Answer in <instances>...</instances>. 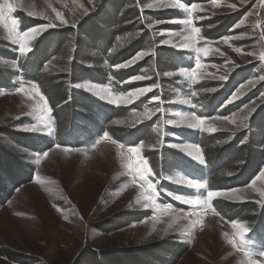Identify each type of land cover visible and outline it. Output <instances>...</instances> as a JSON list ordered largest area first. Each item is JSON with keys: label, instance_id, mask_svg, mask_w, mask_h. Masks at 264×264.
Wrapping results in <instances>:
<instances>
[{"label": "rangeland", "instance_id": "rangeland-1", "mask_svg": "<svg viewBox=\"0 0 264 264\" xmlns=\"http://www.w3.org/2000/svg\"><path fill=\"white\" fill-rule=\"evenodd\" d=\"M11 2L15 11L10 15L20 22V31L55 25L37 35L29 46L33 50L38 45L36 57L52 45L58 46L57 54L44 64L43 73L58 81L62 98L58 102L56 124L44 85L28 79L31 76L24 74L21 67L29 53L21 56L18 44L8 38L6 27L0 23V79L14 82L13 88L0 91V142L12 158L32 168L31 176L24 172L19 177L25 183L15 189L12 198L0 202V264H87L89 256L96 252L109 255L113 250L152 251L164 243L177 244L186 251L176 257L175 264H252L253 261L264 264V256L251 246L246 245L242 250L239 245L233 247L228 243L236 232L230 227L233 220L249 229L246 235L264 226V204L260 203L264 200L260 194L264 191V178L257 179L264 167L257 177L249 180L250 184L215 190L225 195L213 198L204 206L183 202L206 198L204 179H196L205 185L202 189L182 182L192 179L187 170L197 169L191 163L202 166L206 163L208 154L202 147L205 136L214 137V148L224 143L229 146L242 138L237 146L240 147L251 144L256 131L263 126L264 61L259 57L264 52V0H179L184 9L165 6L173 0ZM2 3L4 0H0ZM193 3L200 6L191 15L193 25L200 29L197 46L211 50L207 56L200 54L202 67L197 69L195 82L180 74L181 69L191 72L196 65V53L182 46V38L188 34L183 23L189 19L185 9ZM122 9L125 11L120 23L122 33L117 36L114 48L103 54L92 46L89 36L99 26L112 27L113 18ZM30 12L34 15L29 16ZM57 12L66 24L60 23ZM20 14L31 20V27L23 26ZM121 52L125 60L114 65L108 58ZM16 53L20 57L15 60ZM74 53L82 55L81 59L76 58L75 65L71 64ZM140 53L145 55L135 63L117 67L128 64ZM179 55L184 61L177 62ZM94 69L100 70L98 77L86 75ZM125 71L130 77L117 80ZM13 72L18 76L12 77ZM136 76L143 79L133 80ZM115 80L119 91L113 85ZM33 83L39 85L51 108L43 121H39L42 114L31 107L39 99L30 91ZM21 84L24 90L17 91ZM78 84L96 86V91L109 89L112 97L123 96L131 102L110 103L93 91L76 87ZM144 88L152 90L135 98L129 96ZM80 99L89 101L86 107L76 103ZM193 113L206 118L204 127L217 130L193 129L180 122L181 116ZM37 124L44 131H32L31 127ZM47 124L53 129L50 134ZM8 132L30 139L35 135L41 144L29 148L13 140L12 135L7 136ZM105 132L109 139H103ZM196 132L200 137L203 135L201 143L194 141ZM97 140L100 142L96 143ZM140 145V157L151 168V175L146 178L155 185L157 193L155 205L148 208L144 204L150 202L143 196L147 185L141 188L144 181L140 177L146 174L142 172L140 157L128 152L129 147ZM185 148H198L203 162L194 158V151L188 155ZM251 148L264 153L261 139L257 138ZM230 152V149L224 151L225 155ZM248 152L245 158L238 153L235 166L245 163ZM170 156L173 161H169ZM218 164H223V160L218 158ZM180 165H187V170ZM209 168L210 180L217 175L224 178L237 174L236 169L223 167L212 175L210 163ZM164 182L182 190L191 188L193 193L180 195L183 192L162 187ZM218 199L249 212L238 218L225 213L223 216L213 206ZM126 216L133 218L124 221ZM193 220L203 221V225L197 223L192 228ZM114 222L122 227L114 229L111 225ZM245 250L251 256H245ZM1 252L11 254L16 261ZM146 259L141 257L143 261ZM131 260L128 257L125 264H133Z\"/></svg>", "mask_w": 264, "mask_h": 264}, {"label": "trees", "instance_id": "trees-1", "mask_svg": "<svg viewBox=\"0 0 264 264\" xmlns=\"http://www.w3.org/2000/svg\"><path fill=\"white\" fill-rule=\"evenodd\" d=\"M120 14L119 16L113 18L112 21V27L111 25L107 27L105 26H99L98 30H96L94 33L91 32L89 36V40L92 43V46L98 48V51L102 52L103 54L111 51L114 48V45L117 43V36L122 33V29L120 27V23L122 22V17L125 15V11H119ZM21 23L23 26L27 25V28L31 27L29 24L31 20L27 19L23 14H20L19 17ZM102 24V22H100ZM94 25V24H92ZM75 32V30H72ZM72 32V33H73ZM71 37L73 38L74 36ZM77 41H82L80 37L78 36V39L75 38ZM38 48V45L33 48L31 52H29V55L23 59L22 62V69L24 74H29L31 78L29 77L31 81L35 82H42L41 84L44 85V88L46 89V93L48 95V101L52 107V115L56 121L57 124V117H56V112L58 110V105L62 98L60 94V88L58 81H54L52 78L48 77L47 74L43 73V66L47 62L51 61L52 58L54 57L55 54H57L58 46L52 45L50 48L43 52H41L38 57H36L37 53L36 50ZM42 48H45L42 47ZM76 50V48H74ZM41 51V49L39 50ZM35 52V53H34ZM85 54V53H84ZM2 55V53H0ZM110 55V54H109ZM7 57V56H6ZM10 57V56H8ZM20 57L17 53L14 55L15 60ZM124 53L121 52L119 54H113V56L110 55L108 58L113 62L114 65L121 64L125 58H124ZM76 58L81 59L82 55L80 53L75 54L74 56L71 57V64L73 63L74 65L76 64ZM127 59V58H126ZM82 70V69H81ZM90 70L86 73L87 76H90L91 78L93 77V74L98 77L97 73L100 74V70L94 69V72L90 73ZM80 74V71L78 72ZM123 75L120 74V78L117 80L122 81L121 78H128L130 77V74L128 71H125V73H122ZM18 76V73H14L12 77ZM102 76V75H101ZM100 76V77H101ZM86 78V77H85ZM9 78H2L0 79V91L2 90H7L11 89L14 87V82L9 80ZM61 88L64 90L63 85H61ZM54 103H56V106H54ZM77 104H80L82 106L86 107V104L89 103L87 99L83 100L80 99L76 101ZM55 108V109H54ZM90 111L92 112V109L89 108ZM71 111V110H70ZM7 136L11 137L12 135L13 140H16L24 145H27L29 148H32V146L36 147L38 144H41L38 142V138L33 135L30 139L29 138H24L21 135L18 134H10L5 133ZM213 138L212 136H205V140L203 141L202 147L207 152V159L205 161L209 164H211V171L212 175L217 174L223 167L226 168H233L237 170V174L235 177H220L217 175L214 177L212 180H209V188L212 191L215 190H224L228 189L229 186H237L241 184H250L249 180L252 179L253 177L258 176L259 170L264 166V153L258 152L256 150H252L251 144L258 138L261 139L263 145H264V123L262 127H259L258 130L255 133V137L253 138V141L251 144H243L239 146V142L242 140V138L236 139L233 142L229 143V146L226 145V143L223 144V146L219 147L217 146L216 148L213 147ZM220 140H222L220 138ZM42 142H45L44 140H41ZM225 146V147H224ZM225 149H224V148ZM224 149V150H223ZM231 150L232 152L229 153V155H225L224 151ZM236 152H235V151ZM249 150L245 163L243 165H237L235 166L236 163V158H245V155L247 151ZM233 153H236V155H233ZM229 156V157H227ZM218 158L223 160V164L219 165L218 164ZM173 158L170 156L169 161H173ZM167 161V159H165ZM168 161V162H169ZM163 162V161H162ZM182 166V165H180ZM218 167L219 170H217ZM182 168L185 170L188 168L187 165L182 166ZM198 170V169H197ZM242 170V171H241ZM24 172H29V175L31 176L32 174V168L29 167L27 164H22L20 161H16L14 158L11 157V154H9L7 151H5L4 146L0 142V202L3 204L4 202L8 201L12 196L14 195V191L17 187H20L22 184L25 183V180H20L19 177L22 175ZM199 172V171H198ZM163 186H167L169 189L176 191L178 190L175 186H169L165 182L163 183ZM220 199L215 200V205L213 202V206L215 207L216 210L220 212L221 215L224 216L223 213L228 214L230 217L233 216L234 218H238L244 213L249 212L247 210H238L235 209L232 205V203H228L227 201H220ZM220 204V205H216ZM222 208V211L220 210ZM240 211V212H239ZM233 214V215H231ZM133 218V217H132ZM129 216H126L123 218V220H129L132 219ZM264 219V218H263ZM264 224V220L262 221ZM111 225L114 227V229H120L122 225L116 224V222L111 223ZM260 230L253 229L252 233L250 234V237L256 242V250L259 251H264V226H259ZM260 232V234H259ZM183 247V246H182ZM159 250V252L155 251ZM186 251L181 248V246H178L177 244L173 243H164L163 246H156L152 251L148 250L146 248H141L139 251L135 252H130L128 250H113L107 254L100 255L101 252H96L94 256H89L88 258V263L87 264H125V260L128 259V257L132 258L133 264H175L176 262V257L180 256L181 254L185 253ZM94 253V252H93ZM129 253H132L130 255ZM138 255L140 259H138L135 255ZM159 253V254H157ZM2 255H5L6 258L13 259L12 261H16L15 258L11 254L3 253L1 252ZM170 255V257H168ZM141 257L145 259L147 257V261L141 260ZM128 263V262H127Z\"/></svg>", "mask_w": 264, "mask_h": 264}, {"label": "snow or ice", "instance_id": "snow-or-ice-1", "mask_svg": "<svg viewBox=\"0 0 264 264\" xmlns=\"http://www.w3.org/2000/svg\"><path fill=\"white\" fill-rule=\"evenodd\" d=\"M165 6L166 7H172V8H181V9L185 8V6L182 3H180L179 0H173V2L171 4H168ZM149 7H152V5H149ZM199 7L200 6L198 4L193 3V4H191V6L189 8L185 9L189 15V19L183 21L186 28L188 29V34H187V36L182 38L184 41L182 46L184 48L190 49L196 53V65H195V68L191 72H188L184 69H181L180 74L188 77L193 82H195L196 79L198 78L197 77V69L202 67L201 62H200V54L207 56L209 54V52L211 51L210 48H208V47H198L197 46L200 29L193 25L191 15ZM229 7H235V6L229 5ZM5 10H7V11H5ZM13 11H15V7H14L13 3L11 2V0H4V3L0 4V23L4 24V26L6 27V29L8 31V38L10 40H12L14 43L18 44L19 53L21 54V56H24L32 50L31 47L29 46L30 41L35 39V37L37 35H39L43 31H45L47 28L54 27L55 25L54 24H44V25H40L38 27L29 28L26 31H20L19 30L20 22L10 15ZM53 11H56V10L53 9ZM86 12H87V9H85V13ZM28 14H29V16L34 15L31 12ZM56 15H57V19L60 20L61 24L67 23V21L63 19L62 15L59 12H57ZM9 21H10V24H9ZM240 23L243 24L244 21L241 20ZM224 40H225V42H227L228 38L225 37ZM215 51H219V50L216 49ZM144 55H145V53H140L135 58L130 60L128 62V64L120 65L117 67H126L132 63H135L136 60H139ZM259 59L261 61H264V52H262L260 54ZM169 75H171V74H169ZM132 79L133 80H140V79H143V77L136 76V77H133ZM221 79H226V77H221ZM262 79H264V77H262ZM129 82H131V81H129ZM76 87L86 88L89 91H93L95 95L99 96L101 99L109 100L110 103H118V102L129 103V102H131L130 100L125 99L123 96L112 97V93L109 89H103L102 91H96L95 90L96 86L85 85V84H78V85H76ZM23 90H24V86H23V84H21V87L19 89H17V91H23ZM151 90H152L151 88H144L141 90H137L136 93H130L129 96L132 98H135L136 95L147 93ZM30 91L35 93L36 97H39L37 102L35 104H33L31 107L35 111L42 114L39 117V121H43L44 114L51 112V108L48 105L47 98L42 94L39 85H37L35 83H33L31 85ZM195 94L196 93H192V95H195ZM235 98L236 97L234 96L233 99H235ZM154 99H159V98L154 97ZM184 102L190 103V101H184ZM145 115L147 116L149 114L145 113ZM205 119L206 118H202L200 116L195 115V113H193L191 115L181 116L180 122L181 123L186 122L187 126L190 128H193V129H201L203 131L215 132L217 130L215 127H212V126L204 127ZM225 119H227V118H225ZM116 123H122V121H117ZM171 123H176V122L173 121ZM45 127H47L48 132L50 134L53 130L51 125L47 124V125H45ZM31 130L37 131V132H42V131H44V127H40L37 124V125H33L31 127ZM109 138H110L109 134L107 132H105L103 135V139H109ZM99 142H100L99 140L96 141V143H99ZM113 143H116V141H113ZM92 146L95 147V144H93ZM58 147H59V145H58ZM120 147H123V145H118V148H120ZM141 148H142V145L129 147L128 152L136 154L138 157H140ZM65 150L67 151V149H65ZM184 150L187 151L188 155H192L193 151H194L196 153L194 158L201 160V162H203L202 155L200 154V150L198 148H194L192 150L185 148ZM44 155L46 156L47 153H44ZM140 163L142 164V172L144 174H146V175H141L140 178H141V180L144 181V184H141V188L144 189V185L145 184L147 185V189L144 190L143 196H144V199H146L150 202V203L144 204V207L148 208L152 205H155L156 201H155L154 197H156L157 193H156L155 185L152 184L151 181H149L146 178L147 175H151V168L149 167L148 161L143 159L142 157H140ZM129 168L131 169V164H129ZM260 178H264V171H261L259 176L257 177V179H260ZM134 179H135V177H134ZM182 182L186 183L190 187L197 188V189H202L205 187L204 184H201L198 181L192 180V179H188V180L182 181ZM252 184L255 185V180L252 182ZM148 190L151 191V195H148ZM260 194H261V196H264V191H261ZM224 195H225V193H223V192L208 191L206 198L201 199L200 197H197L196 199H184L183 202L185 204L193 205V206H197V205L204 206V205H209L210 201H212L213 198L221 197ZM176 199H182V198L176 197ZM260 203L264 204V200L260 201ZM197 223H200L201 225H203V221L193 220L191 222V227L195 228ZM231 224H232L233 229L236 230V232H235L234 237L228 239V243H230L233 247H237L239 245V247L243 250L244 246L247 244V241L245 240V235L249 231V229L244 224H241L235 220H233L231 222ZM224 235H225V237L228 236L227 233H224ZM237 237L239 238L238 240H237ZM259 255L264 256V251H261L259 253ZM245 256H251V253L249 251L245 250ZM252 264H258V262L253 261Z\"/></svg>", "mask_w": 264, "mask_h": 264}, {"label": "crops", "instance_id": "crops-1", "mask_svg": "<svg viewBox=\"0 0 264 264\" xmlns=\"http://www.w3.org/2000/svg\"><path fill=\"white\" fill-rule=\"evenodd\" d=\"M230 227H231V230L236 231L235 229H233L232 225H230Z\"/></svg>", "mask_w": 264, "mask_h": 264}]
</instances>
